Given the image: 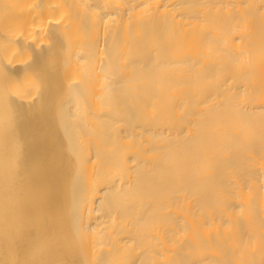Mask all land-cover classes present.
Wrapping results in <instances>:
<instances>
[{
  "label": "bare ground",
  "instance_id": "bare-ground-1",
  "mask_svg": "<svg viewBox=\"0 0 264 264\" xmlns=\"http://www.w3.org/2000/svg\"><path fill=\"white\" fill-rule=\"evenodd\" d=\"M5 113L0 264H264V0H0Z\"/></svg>",
  "mask_w": 264,
  "mask_h": 264
},
{
  "label": "rangeland",
  "instance_id": "rangeland-1",
  "mask_svg": "<svg viewBox=\"0 0 264 264\" xmlns=\"http://www.w3.org/2000/svg\"><path fill=\"white\" fill-rule=\"evenodd\" d=\"M43 38H44V37H43ZM43 38H42L41 41H40V45H41V44L43 45V44L46 43V41H45L46 39L44 38V40H43ZM44 42H45V43H44ZM26 57H27V58H26ZM28 57H29V56H25L24 59H23V57H22V60H20V61H21V62L24 61V63H25V62L27 63L28 60H31L30 62H32V59H31L32 56L29 57V59H28ZM26 59H27V60H26ZM28 62H29V61H28ZM30 62H29V63H30ZM31 64H32V63H31ZM31 64H28V65L30 66ZM35 76H36V75H35ZM35 76H34V77H35ZM34 77L31 78V79H36V80H33V82L30 83V84H32L33 89H31L32 87L29 86V87H31V88H30V90H28V92H27V93L30 94V96H29V94H28V96H27L28 98H30V99L27 98V99H28L27 101L32 102V103L35 102V101H37V97H39V95H36V94H37V93L40 94V92H38V91L40 90L39 88H41L40 85H39L40 81L37 82V79H38V78H37V77L34 78ZM30 82H31V80H30ZM36 87H38V89H37ZM35 89H36V90H35ZM32 90H33V91H32ZM34 90H35V92H34ZM30 92H31V93H30ZM36 92H37V93H36ZM34 93H35V94H34ZM34 97H35L36 99H35ZM30 100H32V101H30ZM10 114H11V113H10ZM5 116H6V117H5ZM8 116H10V115H9V114L7 115V113H5V115L3 114V119H4L3 121H5V122H3V124H4V125L2 124L3 129L0 130V132L3 131L5 134H4V135L2 134V136L0 137V140L4 139L3 136H5L6 139H9V142H11L10 139H14V140H13L14 142L12 141V143L10 144L9 142L5 141V139H4V141H3V140H2V141H3L5 144H3V143L0 141V142H1L0 145H2V144L5 145L6 147L3 146V145H2V147H3L4 149L7 148L6 150H11V148H12L13 150L15 149V150H14L15 152L19 153L20 150H21L20 148L23 147L21 143H24V141L21 142V139L24 138V137H23V135H22V138H20V139H19V137H15V136H17L18 133H17V131L13 130L15 127L13 128V125H11V124H12V120H10V119H12L13 116H12V114H11L12 117L10 116V118H9ZM7 117H8V118H7ZM8 119H9V121H8ZM10 121H11V123H10ZM13 121H16V120L13 119ZM13 124H14V122H13ZM10 125H11V126H10ZM11 127H12V129H11ZM4 130H5V131H4ZM17 130H18V129H17ZM11 131H12L13 133L10 134ZM14 131H15V132H14ZM3 132H2V133H3ZM19 132L23 134L22 131H19ZM14 133H15L16 135H15ZM12 135H13V136H12ZM14 135H15V136H14ZM19 135H20V134H19ZM9 136H10V137H9ZM20 136H21V135H20ZM16 139H19L20 141H19L18 143H16V142H17ZM22 140H23V139H22ZM6 142L9 143V145H10L11 147H10L9 145H6ZM20 142H21V143H20ZM13 144H14V145H13ZM24 144H25V143H24ZM13 146H15V147H13ZM17 146H18V147H17ZM21 146H22V147H21ZM8 147H9V148H8ZM16 148H17V149H16ZM22 149H25V147H23ZM21 153H22V151H21ZM21 153H19V154L17 155V157L15 158V161H16V162H20V163H21L19 157H21L20 155H23V156H24V153H22V154H21ZM27 153H28V152H27ZM25 154H26V151H25ZM21 158H22V157H21ZM16 159H17V160H16ZM18 159H19V161H18ZM26 160H27V159H26ZM22 162H24V161H22ZM28 213H29V212H28ZM28 213H27V214H28ZM23 215H24V214H23ZM22 218H23V219H27V218H28V219H32V218H33V215H32V214H31V215L28 214L27 216H23ZM22 222H23V221H22ZM22 222H21V223H22ZM18 225H20V223H19ZM16 226H17V225H16ZM22 226H23V224H22ZM22 226H20V227H21V231H24V230L22 229ZM14 227H15V226H14ZM17 227H18V226H17ZM15 229H16V227H15ZM11 230H13V231H11ZM18 230H20L19 227L17 228V231H18ZM21 231H20V232L18 231V232H17L18 234H17V233H14V232H16V230H14V229L11 228V229L8 231V234H7V236H6L7 240H10L9 236H12V237L17 238V239L12 238V239H13L12 242H11L12 244H13V242H14V239L20 242V240L23 238V236H22V235L20 236V234H19V233H22ZM10 232H11V235H9ZM23 233H25V231H24ZM23 233H22V234H23ZM27 233H28V232H27ZM27 233H25V234L27 235ZM12 234H13V235H12ZM23 235H24V234H23ZM10 241H11V240H10ZM17 241L14 242V243H15V246H14V244L12 245L10 242H8V244L10 243V244L12 245L11 247H13V248L15 247V251H14V250L11 251L12 248H9V249H11L10 251H11V253H12V254H11V258H14V257H12V256H13V253L15 254V253H17L18 251H20L19 248L16 247L17 244H18ZM39 242H40V241H39ZM39 242H38V243H39ZM44 242H45V241H44ZM38 243H37V244H38ZM42 243H43V242H42ZM42 243H41V245H42ZM43 244H44V243H43ZM47 244H48V243H47ZM39 245H40V243H39ZM41 245H40V246H41ZM49 245H50V244H48V246H49ZM58 245L60 246V244H58ZM44 246L46 247V242H45V245H43V247H44ZM48 246H47V247H48ZM62 246H63V245H62ZM62 246H60V249L63 248ZM56 247H58V246L56 245ZM63 249H64V248H63ZM8 251H9V250H8ZM10 251H9V252H10ZM4 252H7V249H5ZM63 252H65V249H64ZM113 257H115V256H113ZM125 257H126V255H125ZM126 259H130V257H129V258L127 257ZM60 263L62 264V262H60ZM13 264H14V263H13ZM25 264H26V263H25ZM65 264H66V262H65Z\"/></svg>",
  "mask_w": 264,
  "mask_h": 264
}]
</instances>
